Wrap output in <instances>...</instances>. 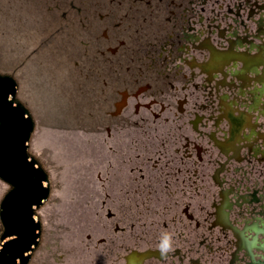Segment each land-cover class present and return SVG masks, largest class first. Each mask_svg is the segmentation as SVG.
I'll list each match as a JSON object with an SVG mask.
<instances>
[{
  "label": "flooded vegetation",
  "instance_id": "1",
  "mask_svg": "<svg viewBox=\"0 0 264 264\" xmlns=\"http://www.w3.org/2000/svg\"><path fill=\"white\" fill-rule=\"evenodd\" d=\"M0 77L62 111L78 264H264V0H0Z\"/></svg>",
  "mask_w": 264,
  "mask_h": 264
},
{
  "label": "water",
  "instance_id": "2",
  "mask_svg": "<svg viewBox=\"0 0 264 264\" xmlns=\"http://www.w3.org/2000/svg\"><path fill=\"white\" fill-rule=\"evenodd\" d=\"M14 93L10 78L0 77V181L8 186L0 200V264L28 263L41 233L34 209L50 193L46 172L28 154L33 121Z\"/></svg>",
  "mask_w": 264,
  "mask_h": 264
},
{
  "label": "rangeland",
  "instance_id": "3",
  "mask_svg": "<svg viewBox=\"0 0 264 264\" xmlns=\"http://www.w3.org/2000/svg\"><path fill=\"white\" fill-rule=\"evenodd\" d=\"M31 92L32 105H38L40 121L36 119V126L29 141L28 154L34 157L46 172L48 177L47 184L50 186V195L40 207L34 209L35 219L41 225V233L39 243L31 252L28 264H78V243L76 240L77 209L75 204L63 201L66 194L63 182L61 183L60 179L64 176L65 167L63 166L61 155L59 156L58 154V161L50 150L41 146L39 148L41 159L39 157L37 159L31 151L38 123H40V128L47 126V118L44 114H42L43 116L41 115L40 107L43 112L48 107L47 101H44L45 95L42 87H32ZM41 141V136H36L35 142ZM49 171H55V173L52 174ZM53 175L55 178H53ZM7 189L8 186L0 182V200ZM1 232L2 228L0 225V234Z\"/></svg>",
  "mask_w": 264,
  "mask_h": 264
},
{
  "label": "crops",
  "instance_id": "4",
  "mask_svg": "<svg viewBox=\"0 0 264 264\" xmlns=\"http://www.w3.org/2000/svg\"><path fill=\"white\" fill-rule=\"evenodd\" d=\"M47 105L48 107L45 108L44 111V116L47 118V126L40 128V123H38L37 132L33 138L31 151L37 157V159H41V155L39 153V148L41 146L50 150L57 159L58 154L59 156L61 155V160L63 161V166L65 167V173L64 176L61 177L60 182H67L69 181V177L66 176L67 167L74 162V159L71 157L73 154L72 148H74V145L71 144V139L63 136L60 132V129L63 126L62 111L50 101H47ZM36 119L37 121H40L39 116ZM36 136H41L42 141L36 143ZM49 173L53 174L55 171H49ZM53 178H55L54 175ZM63 185L65 184L63 183Z\"/></svg>",
  "mask_w": 264,
  "mask_h": 264
},
{
  "label": "clouds",
  "instance_id": "5",
  "mask_svg": "<svg viewBox=\"0 0 264 264\" xmlns=\"http://www.w3.org/2000/svg\"><path fill=\"white\" fill-rule=\"evenodd\" d=\"M160 247H161L162 254H164L170 250V248H171V237L168 234H165V236L163 237Z\"/></svg>",
  "mask_w": 264,
  "mask_h": 264
}]
</instances>
